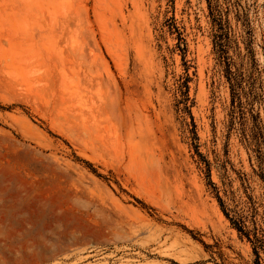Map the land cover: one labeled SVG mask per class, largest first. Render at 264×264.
Returning a JSON list of instances; mask_svg holds the SVG:
<instances>
[{
    "label": "rangeland",
    "instance_id": "374dc122",
    "mask_svg": "<svg viewBox=\"0 0 264 264\" xmlns=\"http://www.w3.org/2000/svg\"><path fill=\"white\" fill-rule=\"evenodd\" d=\"M216 195L264 264V0H0V264H256Z\"/></svg>",
    "mask_w": 264,
    "mask_h": 264
},
{
    "label": "trees",
    "instance_id": "16d2710c",
    "mask_svg": "<svg viewBox=\"0 0 264 264\" xmlns=\"http://www.w3.org/2000/svg\"><path fill=\"white\" fill-rule=\"evenodd\" d=\"M218 26H219V33L216 34L213 38V43H214V48H217V52H218V57L220 59H222L225 63V75H226V79L229 83V89H230V95H231V102L234 103L235 101H238L239 102V94H238V90L240 89L241 87V84H242V80H243V77L241 74H238V73H235L233 71L230 70V67H229V63H228V57H227V52L225 51V46L228 42V33L224 30V27L221 23V20L218 19ZM169 30H174V32L177 33V39H178V43H182V48L180 49L182 52V60L184 58V52H185V44H184V41L183 39L180 37V34L178 33L176 27H174V25H169L168 26ZM187 82H188V79L186 77V79L182 82V85L180 87H183L184 90L183 92H181V95H182V98L180 101H178L177 103L178 104H182V108L181 110L183 112H186L187 115L189 116V119H190V123H191V126H192V133H193V139L194 141L196 140V136H195V132H194V124H193V121H192V117L190 115V105L189 104V97H188V86H187ZM254 82H251V84H253ZM194 148H195V152L196 154L200 157L201 155L198 153L197 151V145H194ZM202 161L204 162L205 166L207 167V162L202 159ZM207 177V180H208V184L210 186L213 187V185L210 183L209 179H208V174L206 175ZM216 198H217V201H218V204H219V207H220V210L221 212L223 213V215L225 216V218L229 221L230 225L237 231V233L241 236H244L246 238V240L251 244L252 246V251L256 257V264H259L257 259H258V249H261L263 247V242H262V239L258 236V233H257V230L256 229H253L252 232H251V236L250 237V234L247 230H245V226L243 224V222L241 221V219H234L232 218L231 216H229V214L226 212L224 206H223V203L222 201L219 199V197L216 195Z\"/></svg>",
    "mask_w": 264,
    "mask_h": 264
}]
</instances>
